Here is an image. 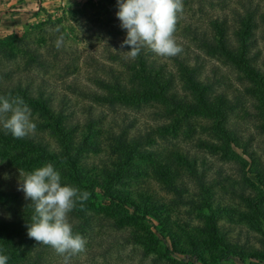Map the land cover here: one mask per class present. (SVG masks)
<instances>
[{
    "label": "rangeland",
    "instance_id": "rangeland-1",
    "mask_svg": "<svg viewBox=\"0 0 264 264\" xmlns=\"http://www.w3.org/2000/svg\"><path fill=\"white\" fill-rule=\"evenodd\" d=\"M117 11V0H0V95L25 100L20 83L48 100H25L37 125L31 135L47 152L0 141V248L8 264H62L27 236L34 208L17 190L20 172L49 162L62 184L91 193L69 214L87 240L71 264H264V0H183L174 33L183 51L172 58L148 48L125 58ZM250 19L260 78L196 38L217 44L224 32L239 52ZM142 83L152 91L134 95ZM183 155L204 178L203 191ZM167 174L185 182L181 194L192 204L175 200Z\"/></svg>",
    "mask_w": 264,
    "mask_h": 264
},
{
    "label": "clouds",
    "instance_id": "clouds-1",
    "mask_svg": "<svg viewBox=\"0 0 264 264\" xmlns=\"http://www.w3.org/2000/svg\"><path fill=\"white\" fill-rule=\"evenodd\" d=\"M117 6L120 27L126 30L120 48L130 47L129 51H121L125 58L135 60L144 48L164 58L182 53L174 33L183 12V0H117ZM54 31L60 33V27ZM64 39L60 33L55 40L57 49L63 46ZM0 126L17 139L34 134L37 128L29 105L11 93L0 95ZM17 190L24 193L25 200H30L34 208L26 225L27 236L50 246L63 258L62 264H71L72 257L85 251L87 240L73 231L69 214L78 205L83 210L91 193L62 184L61 173L51 162L27 174L20 172ZM8 260L9 256L0 248V264H8Z\"/></svg>",
    "mask_w": 264,
    "mask_h": 264
},
{
    "label": "trees",
    "instance_id": "trees-1",
    "mask_svg": "<svg viewBox=\"0 0 264 264\" xmlns=\"http://www.w3.org/2000/svg\"><path fill=\"white\" fill-rule=\"evenodd\" d=\"M245 6V5H243ZM246 13H248L249 15H252V11L250 8H247L246 9ZM253 27H256L255 23L253 20H249L245 23L244 25V31L246 33H242L243 34V37H240L241 39V50L238 52L236 51L235 48H233L230 44V41L227 39V36L224 34V32L222 33L221 32V35H220V41L219 43H215L213 40H209L208 38H206L205 36H202L201 38L196 35V38L200 40V42L205 46V47H208V48H214V49H217V48H220L221 51L223 53H225L228 57L232 58V59H235V60H242L243 61V68L245 69V71L250 74V76H253L254 78H260L261 75L260 73L261 72V67L259 66H256L255 63H253L254 61V57H256V55H251L252 52L250 49V47L252 46H255L256 44V40H255V37H249L247 36L248 35V30L249 29H254ZM262 31H264V29H261ZM196 34V32H195ZM240 35V34H239ZM247 36V37H246ZM221 45V46H220ZM220 46V47H219ZM41 55H39L37 58H38V61L42 62L41 61ZM176 59H179L178 62H181L180 64H182L181 66H184L183 65V60L180 59L179 57H177ZM264 66V65H262ZM113 79V82H114V86L117 88L118 92H122V90H124V87H123V84H121L118 80H116L115 76L112 77ZM145 79V77H144ZM170 80V79H169ZM167 82V87L170 86V84H172V79ZM32 81V80H31ZM28 82V84H30V82ZM146 83H148V80H145ZM101 83L104 84V82H100V85ZM108 86V84H107ZM141 87L139 86H136V89H134V92H133V89H132V92L134 95H147L150 93V91H152L151 88H148L147 86L144 85V83H142L140 85ZM154 86L156 87L155 88V91L157 93H154L155 94H158L159 93V90L160 89V86L158 85V81L157 80H154ZM30 87V86H28ZM28 87H26L25 89L22 88V86L20 85V83H18V90L17 92H19L21 95H23V97L25 98L26 101H33L35 100V98H37L40 102H43V103H46L48 100L44 99V92L43 90L40 91V89H37L36 90V93H37V97H34L31 93L30 90H28ZM11 91V90H10ZM3 92L2 89H0V93ZM6 92V91H5ZM169 95H177L176 92L172 91L171 93H169ZM204 98L201 96V99L200 101L204 104ZM173 102H181V101H173ZM179 104V103H178ZM207 104V103H206ZM209 106L207 105H204L202 106V110L204 112H207V109ZM0 141L1 142H5V143H13V144H16L18 146H22V147H28V148H31L32 150H35V151H39V152H47V148L46 146L42 143V140L34 135H29L25 138H22V139H17V138H14L10 133H6L5 130H0ZM46 148V149H45ZM185 163L186 165L189 167L188 168V171H190V174L191 176L195 177L196 178V185L198 186L199 189H201L202 191L207 188V184L205 183L204 181V178L200 177L199 176V173H198V170L196 168V164L194 165L195 162H192L190 160V158H188L186 155H183V158H181ZM191 161V162H190ZM161 175H163V173H160ZM167 184L169 185V187L175 191V194H176V201L181 203V204H192L193 202H191V197L190 195H187V196H184L181 194L182 191H188V186L185 184V182H182V181H176L174 180V178L171 177V175L167 174L166 177H164ZM261 214H264V213H261ZM81 220H84L82 219V217H80ZM210 232L211 234H213L214 232V229H211L210 228ZM6 255H8V252H4Z\"/></svg>",
    "mask_w": 264,
    "mask_h": 264
}]
</instances>
